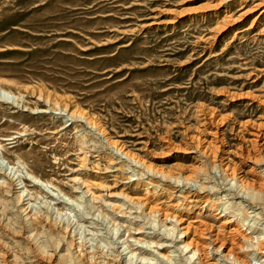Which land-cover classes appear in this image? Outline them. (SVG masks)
Here are the masks:
<instances>
[{"label":"rangeland","instance_id":"rangeland-1","mask_svg":"<svg viewBox=\"0 0 264 264\" xmlns=\"http://www.w3.org/2000/svg\"><path fill=\"white\" fill-rule=\"evenodd\" d=\"M0 90V260L196 264L193 242L225 264L242 235L264 239V201L248 209L221 171L264 190V0H0ZM3 177L69 234L32 250ZM164 212L182 222L169 237Z\"/></svg>","mask_w":264,"mask_h":264},{"label":"bare ground","instance_id":"bare-ground-1","mask_svg":"<svg viewBox=\"0 0 264 264\" xmlns=\"http://www.w3.org/2000/svg\"><path fill=\"white\" fill-rule=\"evenodd\" d=\"M5 94L6 95H8L7 93H5L3 90H0V100H5V101H8V102H10L11 101V99H9L8 97H6L5 96ZM14 101V100H13ZM12 101V102H13ZM69 117H70V119H72L73 117H72V114H70L69 115ZM87 122V121H86ZM95 127V126H94ZM111 149H113V151L115 150L117 153H119V154H121V155H123V157H125L127 160H128V163H129V165L130 164H133V165H135V166H137V167H142V169H144L145 168V171H146V174H151L150 172H153L150 168H147V167H145L144 165H142V164H140V162L139 161H136V160H132L127 154H125V153H123L120 149H117V148H115L114 146H112L111 145ZM131 166V165H130ZM222 171V173L224 174V177H225V179H228V178H230V181H231V185H230V189L228 190V191H232V188H235V197L238 195V194H242V196H240L238 199L240 200V202H242V204H247L246 206L247 207H249L248 209H255L254 207V203L256 202V201H264V190H260L259 188V190H257V189H254V188H251V187H248V186H246V185H243L242 183L240 184L239 183V186H241V190H239V191H237V182L239 181H237V179L235 178V174L233 175L232 173H229V171L225 168V169H223V170H221ZM148 172V173H147ZM4 173V172H3ZM6 175V174H5ZM154 175L155 176H159L160 178H162V179H164L165 177H166V174L164 175L162 172H154ZM1 176V175H0ZM3 176V175H2ZM13 176V175H12ZM187 177V176H186ZM1 178V177H0ZM3 178H5L6 180L4 181L5 182V185H6V193H5V195H7L6 197H8V198H12V196L13 195H15L14 197H13V200H15L14 202L16 203V205L17 206H19V210H20V213H21V217H22V220H23V222H24V225L20 228V232H23V233H25V234H27L26 235V237H27V243H28V245H29V247L30 248H32V250H37V245L35 244V243H40V242H37L38 241V239L37 238H39V236H41L42 234H47V233H50V231H52L53 233H55L54 231H58V232H63L64 234H69V231H70V225L68 224V222L66 223V224H62V225H60V227L59 226H56V225H54V224H51L49 221H51L50 219H49V216H48V214H50V209H49V207L50 206H47V204H44V202H43V206L42 205H38L37 207H34L33 205H31V204H29L30 203V201L29 202H25L26 200H25V198H23V194H24V192H22L21 194H18V185L15 183L16 181L15 180H13V178H9V177H3ZM157 178V177H156ZM171 178H173V180L175 181V186H179V183L181 182V180H182V182H185L186 184L185 185H187V186H190L189 184H193V183H195V181H190V179H188V178H183V179H179V178H175V177H171ZM170 178V179H171ZM18 179V178H17ZM261 179H263V182H264V175L262 176V178ZM4 182H3V184H4ZM241 182V181H240ZM20 183V182H19ZM2 184V185H3ZM181 184H183V183H181ZM196 184H197V182H196ZM262 185H264V184H262ZM4 186V185H3ZM186 186V187H187ZM195 186V185H194ZM238 186V187H239ZM193 187V186H192ZM77 189H80V188H77ZM199 189H200V187H199ZM20 191V190H19ZM26 191V190H25ZM27 192V191H26ZM241 192V193H240ZM87 193H89V190H86L84 193H82V195H84V194H87ZM245 195V196H244ZM30 196V195H29ZM91 196V198H90V203H91V200H95L94 199V197H93V195H90ZM232 196V195H231ZM70 199V198H69ZM74 200V199H73ZM13 203V202H12ZM94 203V202H93ZM132 203V202H131ZM65 204V203H64ZM49 205V204H48ZM133 206H136V208L137 209H139L140 210V208L142 207V206H144V203L142 204V203H140V205H139V203H133L132 204ZM139 206H141V207H139ZM5 207V206H4ZM52 207V206H51ZM136 209V210H137ZM227 209V208H226ZM229 209V208H228ZM244 209V207L242 206V208H240V210H239V215H240V218L237 220H235L236 222V226L240 229V224L243 226L244 225V223L245 222H247V220L249 219L248 218V214H247V210L246 211H244L243 210ZM49 212V213H48ZM156 214H158V212H156V211H152V208L150 207V209H149V212L147 213V216L148 215H150L151 217L153 216V217H155V215ZM98 215V214H97ZM235 215V214H234ZM233 214H232V216H234ZM99 216V215H98ZM237 216V215H236ZM235 216V217H236ZM20 217V218H21ZM162 217H163V219L162 220H160V219H158V221H160L161 223V225H162V227H164V230H166V232H167V236L169 237V234H170V231H175L178 227H179V225L182 223L181 222V220L178 218V217H176V215L175 214H170V216L168 217V215L164 212V214H162ZM19 218V217H18ZM102 218V217H101ZM150 218V217H149ZM156 218H158V217H156ZM168 218H170L169 219V223H171V227L168 229L167 228V225H166V222H167V219ZM49 219V220H48ZM68 220V219H67ZM155 221V220H154ZM251 221H254L253 219H251ZM225 223H230V222H226L225 221ZM15 224V223H14ZM157 224V223H156ZM34 225H37V226H41V228L43 229V230H41V232L39 233V234H37L36 232H34ZM158 225V224H157ZM253 225L254 224H252L251 225V229H252V227H253ZM2 226V225H1ZM118 227V226H117ZM16 228V227H15ZM37 230H38V228L37 227H35ZM47 228V229H46ZM238 228L236 229V231L238 230ZM40 229V228H39ZM235 231V230H234ZM51 232V233H52ZM185 230L183 229V230H181V234H185ZM238 232V231H237ZM115 233H116V231H115ZM206 233V232H205ZM4 234V233H3ZM6 234V233H5ZM58 234V233H57ZM247 234H249V233H247ZM16 235V234H15ZM44 236V235H43ZM46 236V235H45ZM69 236V235H68ZM6 237V236H5ZM34 237H36V238H34ZM42 237V236H41ZM167 237V238H168ZM213 237V236H212ZM49 238V237H48ZM161 238V237H160ZM210 238V237H209ZM41 239V238H40ZM216 239V238H215ZM234 239V238H233ZM236 239V238H235ZM47 240V239H46ZM59 240V239H58ZM206 240V239H205ZM217 240V239H216ZM44 241V240H43ZM213 241V240H212ZM234 240H232V242H233ZM238 241V240H237ZM264 239L263 240H261V238H259V237H255V238H253V237H249L248 235L247 236H245V235H242V237H241V242H236L233 246H231L232 248L230 249V251H229V253L228 254H226V260L224 261V263L225 264H251V259L253 258V257H255V252H254V249H255V251H260V249H261V247L264 249ZM45 242V241H44ZM136 242V241H135ZM74 243V242H73ZM216 243V242H215ZM41 244H42V242H41ZM53 244V243H52ZM58 244V243H57ZM140 244V243H139ZM205 243H201V245H197V244H193V242L192 243H190V242H188V243H186L184 246H183V248L186 250V251H188L189 250V252L191 253V259H193V257L194 256H196L197 255V262H196V264H203V260H204V257L206 256V255H208V252H207V250H205L207 247L204 245ZM207 244V243H206ZM80 245V244H79ZM125 245V244H124ZM39 246H42V245H39ZM38 246V247H39ZM58 246V245H57ZM60 246V245H59ZM69 246V245H68ZM78 246V245H77ZM222 246L223 245H221L220 244V246L218 247V249H215V252H218V251H220L221 250V248H222ZM208 247H209V245H208ZM41 248H43V246L41 247ZM46 248V247H45ZM70 248V247H69ZM75 249H76V247H74ZM77 248H81V247H77ZM130 248V246H127V249H129ZM182 248V249H183ZM47 249V248H46ZM56 249V248H55ZM54 249V250H55ZM74 249V250H75ZM82 249H84V248H82ZM42 249H40V251H41ZM45 250V249H44ZM73 252H71L72 253V257H73V259H72V261H71V259L69 260L71 263L70 264H76V263H79V261H80V258L83 256L80 252H77V250L76 251H74L73 249H71ZM99 251V250H98ZM258 251V252H259ZM10 252V251H9ZM36 252V251H35ZM48 252V251H47ZM70 252V251H69ZM89 252V251H88ZM95 252V251H94ZM93 252V253H94ZM205 252V253H204ZM207 252V253H206ZM221 252V251H220ZM31 253H33V251L31 252ZM37 253V252H36ZM70 253V254H71ZM131 255L130 256H132V257H135L134 256V254L132 253V251H130L129 252ZM253 253V254H252ZM257 253V252H256ZM34 254V253H33ZM43 254V253H42ZM96 254V253H95ZM95 254H90L89 255V262L91 261V260H95V258H96V256H95ZM2 256H1V260H0V264H9L8 262H7V256L5 257L4 256V254H1ZM38 255V254H37ZM69 255V254H68ZM101 255V254H100ZM105 255V254H104ZM42 256V255H41ZM71 256V255H70ZM138 256V255H137ZM47 257V256H46ZM106 257V256H105ZM121 257L122 256H120V254L117 256V260H115L116 262L118 261V262H120V260H121ZM51 258V257H50ZM104 258V257H103ZM138 259V257L136 258V260ZM166 259L167 260H169L170 258H168L167 256H166ZM50 260V259H49ZM97 260V259H96ZM95 260V261H96ZM132 260H133V258H131V260H129V262H128V264H132ZM144 260H146V259H144L143 257H141V262H143ZM228 260H229V262H228ZM68 261V260H67ZM69 261L67 262L68 264H69ZM95 261H91V262H95ZM49 262V261H48ZM91 264H93V263H91ZM95 264V263H94ZM96 264H98V263H96Z\"/></svg>","mask_w":264,"mask_h":264}]
</instances>
